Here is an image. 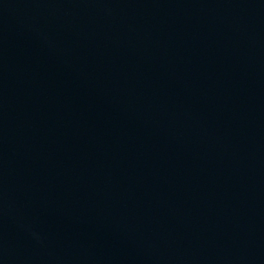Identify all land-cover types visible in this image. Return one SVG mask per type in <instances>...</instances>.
I'll use <instances>...</instances> for the list:
<instances>
[{
	"label": "water",
	"instance_id": "95a60500",
	"mask_svg": "<svg viewBox=\"0 0 264 264\" xmlns=\"http://www.w3.org/2000/svg\"><path fill=\"white\" fill-rule=\"evenodd\" d=\"M0 264H264V0H0Z\"/></svg>",
	"mask_w": 264,
	"mask_h": 264
}]
</instances>
